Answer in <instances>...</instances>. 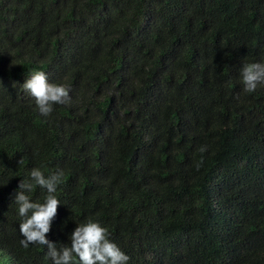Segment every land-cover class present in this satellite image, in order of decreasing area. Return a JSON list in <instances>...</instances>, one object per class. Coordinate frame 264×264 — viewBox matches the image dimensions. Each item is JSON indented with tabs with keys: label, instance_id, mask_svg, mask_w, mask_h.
Segmentation results:
<instances>
[{
	"label": "trees",
	"instance_id": "16d2710c",
	"mask_svg": "<svg viewBox=\"0 0 264 264\" xmlns=\"http://www.w3.org/2000/svg\"><path fill=\"white\" fill-rule=\"evenodd\" d=\"M253 62L264 0H0V264H53L20 243L33 168L63 173L57 249L92 219L126 264H264V84L246 92L240 75ZM37 70L69 90L47 117L23 87Z\"/></svg>",
	"mask_w": 264,
	"mask_h": 264
},
{
	"label": "clouds",
	"instance_id": "9594fccd",
	"mask_svg": "<svg viewBox=\"0 0 264 264\" xmlns=\"http://www.w3.org/2000/svg\"><path fill=\"white\" fill-rule=\"evenodd\" d=\"M240 75L244 90L251 93L258 84H264V64L246 63L242 66ZM23 87L35 98L39 113L45 117L52 113L54 104L70 100L68 88L62 84L50 83L42 71H33ZM205 150L203 146L200 149L201 152ZM200 163L202 161L197 167ZM62 179V172L45 176L39 168H33L30 180H21L14 198L18 214L23 218L19 223V232L23 236L21 245L25 248L30 244L46 246L53 264H126L129 257L109 239L108 230L92 219L75 227L70 236V246L62 245L57 249L56 243L46 238L60 204L55 193ZM34 186L46 189L47 195L43 202H34L26 194Z\"/></svg>",
	"mask_w": 264,
	"mask_h": 264
}]
</instances>
